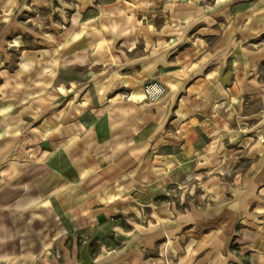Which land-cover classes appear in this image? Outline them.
<instances>
[{
    "label": "crops",
    "instance_id": "crops-1",
    "mask_svg": "<svg viewBox=\"0 0 264 264\" xmlns=\"http://www.w3.org/2000/svg\"><path fill=\"white\" fill-rule=\"evenodd\" d=\"M0 264H264V0H0Z\"/></svg>",
    "mask_w": 264,
    "mask_h": 264
},
{
    "label": "built area",
    "instance_id": "built-area-1",
    "mask_svg": "<svg viewBox=\"0 0 264 264\" xmlns=\"http://www.w3.org/2000/svg\"><path fill=\"white\" fill-rule=\"evenodd\" d=\"M121 98L122 99H125L126 98V95L123 93V94H121Z\"/></svg>",
    "mask_w": 264,
    "mask_h": 264
},
{
    "label": "rangeland",
    "instance_id": "rangeland-1",
    "mask_svg": "<svg viewBox=\"0 0 264 264\" xmlns=\"http://www.w3.org/2000/svg\"><path fill=\"white\" fill-rule=\"evenodd\" d=\"M122 99V98H121ZM123 100V99H122Z\"/></svg>",
    "mask_w": 264,
    "mask_h": 264
}]
</instances>
